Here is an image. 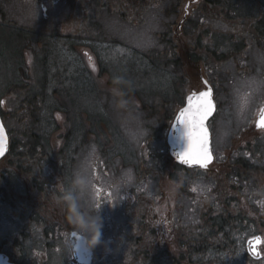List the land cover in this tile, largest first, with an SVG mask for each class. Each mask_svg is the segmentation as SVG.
Returning <instances> with one entry per match:
<instances>
[{"label":"flooded vegetation","instance_id":"obj_1","mask_svg":"<svg viewBox=\"0 0 264 264\" xmlns=\"http://www.w3.org/2000/svg\"><path fill=\"white\" fill-rule=\"evenodd\" d=\"M167 1L4 0V12L6 17L11 15L14 25H24L25 20L38 31V25L43 24L51 38L55 33L59 39L69 37L88 43L107 40L103 30L125 25L144 30L152 20L156 30L157 25L161 27V32L154 34L160 50L146 56L199 65L188 93L203 90L204 80L210 82L209 63L219 68L232 60L241 81L236 94L250 96L239 101L238 108L249 109L251 116L247 125L230 138L229 147L218 148V144L213 149L212 165L207 169L186 167L171 158L167 134L177 112L185 106V102L179 103L161 125L165 151L153 150L156 138L149 136L139 144L136 164L124 161L123 151L129 150L126 146L119 158L115 156L123 161L117 167V159L111 160V166L94 160L91 186L72 196H78L75 201L82 212L99 218L101 237L91 248L92 264H195V234L199 233L195 224H209L215 218L234 223L235 233L231 223L224 226L228 232L227 236L221 234L226 261L210 264H241L243 256L246 264H264V245L260 247V260L252 259L246 246L248 239L264 237V226L258 225L264 222V130L256 123L264 106V70H255L261 67L259 64L246 66V53L241 47L252 44L264 53V0ZM254 6L257 13L247 14ZM111 39L110 47L117 44L123 48L119 40ZM227 44L234 49L226 52ZM80 47L82 60L92 62L89 45ZM243 69L251 70L246 73ZM213 87L216 111L209 121L212 135L215 124H219L216 120L225 110ZM226 110L230 111L228 107ZM229 120L234 119L231 116ZM18 161L13 151L10 158L0 160V264H55L56 259L59 264H78L73 258L71 234L76 231L87 238L88 233L76 229L69 220V192L57 184H63V177L51 170L49 163L34 167L32 159L22 166ZM128 169L134 180L131 185L120 182L123 186L116 194L118 170ZM199 179L204 182H197ZM50 187L58 196L56 192L50 195ZM246 226L250 232L242 237L241 228Z\"/></svg>","mask_w":264,"mask_h":264},{"label":"rangeland","instance_id":"obj_2","mask_svg":"<svg viewBox=\"0 0 264 264\" xmlns=\"http://www.w3.org/2000/svg\"><path fill=\"white\" fill-rule=\"evenodd\" d=\"M167 2L170 3V0ZM5 7L4 0H0V98L7 100L5 105L8 104L11 110L8 112L15 113L11 120H7L8 128H16L14 134L17 141H32L33 145L39 141L50 155V160L56 159L54 164L58 173L62 174L63 185L69 192L67 199L69 194L79 192V188L74 187L77 176L87 175L86 170H90L91 175L92 157L95 160L102 159L103 163L106 161L111 166V160H116L117 155L119 158L122 147L126 146L129 150H122L124 161L136 164L135 154L139 144L147 141L149 136L156 138L153 150L157 153L165 151L162 140L164 132L161 130L164 122L150 108L160 104L171 114V109L176 104L175 109L179 103L185 102L193 80L187 81L182 63L164 61L165 56L159 58L145 55H149V51L160 50L156 47L159 44L154 36L161 32L160 25H157L156 30L150 20L143 26L144 30H135L136 27L127 25L121 29L103 30L102 36L107 40L96 39L91 43L69 37L62 40L55 33L53 38L49 37L43 24L38 25V31H34L25 20L22 21L25 22L24 25L10 23L11 15L5 16ZM253 8L247 14L253 16L257 13V8ZM149 11L158 12L156 9ZM111 38L119 40L117 43H122L123 48L117 44L110 47ZM75 45L79 47L76 48ZM85 45H89L93 55L92 62L82 60L80 46ZM233 47L227 44L226 52H230ZM241 47L246 53V66L259 64L261 67L255 70H264L263 49L259 48V51L252 44L249 48L246 45ZM209 67L218 101L224 104L225 109L216 120L219 124L214 127L212 146L216 150L218 144V148L229 147L230 138L247 125L251 111L238 108V103L250 96L236 94L241 81L232 60L219 68H214L213 63H209ZM247 70L251 69H243L242 72ZM23 83L31 86L28 92L15 88L23 86ZM20 105L24 108L19 112L17 110ZM227 107L230 111L226 110ZM231 107L234 108L233 112ZM28 114L33 115L29 118ZM19 116L22 120L31 119L26 126L30 132L27 136L19 133L21 130L26 131L20 127L17 120ZM231 116L234 119L232 122L229 120ZM88 129L91 130L89 143L85 136ZM111 146L117 147L109 150ZM63 147L65 150L61 153L60 149ZM122 162L117 159L116 167ZM42 164L45 165L44 160ZM122 171L118 170V175L116 174L119 184L125 173ZM105 181L106 179L102 182ZM197 182L203 183L204 180L199 179ZM123 184L117 187L116 194L120 193ZM76 197L78 196L74 198ZM198 225L195 227L196 232H200ZM241 231V236L244 237L250 229L246 226ZM218 232L219 230L213 234L217 235ZM213 256L209 259L213 260ZM220 259L223 260L224 257ZM59 262L58 259L55 260V264Z\"/></svg>","mask_w":264,"mask_h":264},{"label":"trees","instance_id":"obj_3","mask_svg":"<svg viewBox=\"0 0 264 264\" xmlns=\"http://www.w3.org/2000/svg\"><path fill=\"white\" fill-rule=\"evenodd\" d=\"M173 63H175V62H173ZM179 63H182V65L184 66V70H185L186 75H187V81L188 80L194 81L193 78H196V76H197L196 73H197V69H199V65L196 62H194V63H192V62H179ZM30 87L31 86L29 84L23 83V86L15 87V88H22L23 92H26V91L28 92L31 89ZM23 108L24 107H22L20 105V107L18 108V111L20 112ZM150 110L158 113L159 117L161 118V120L163 122H165V120L167 119L168 111L163 105H160V104L153 105L150 108ZM29 113H30V111H29ZM32 115L33 114H28V117L29 116L31 117ZM9 116L11 117V114ZM7 117L8 116H5V118H7ZM19 117H21V116H19ZM28 120L30 121L31 119H28ZM28 120L23 119V121H25L27 123L24 122L23 123L24 126L21 127V129H26V131L21 130L19 132L20 135H22V136H24V135L27 136L28 134H30V132L27 130V127H26L29 124ZM85 129H86V126H85ZM11 133H12V135L14 134V132H11ZM11 149L14 152V157H17L19 160L18 161L19 166H22L24 162H26L27 160H30V159L33 160L34 164L32 163V165L34 167H36L38 164H39V166H42V165H40L42 160H45L46 163H49V164H52L54 161V160H50V155L47 152H45L43 145L40 144L39 141H36L35 145H33L32 141H30L28 143L24 142V141L20 142V140L17 141V137L14 136L13 142L11 145ZM55 151H53V153H56ZM61 151H62L61 153H63V148L61 149ZM10 157H11V155L9 154L8 158H10ZM52 159H53V157H52ZM54 192L57 193V190H54L52 187H50V195L51 196L55 195ZM228 221L229 220L223 218V221L219 222V220L217 218H215L209 224H206V223H204V224L201 223L199 225L195 224V227L198 225V230L200 229L199 230L200 232L195 234V242H194L195 243L194 244V263L195 264H210L211 262L214 263L213 261L221 260L220 258L227 256V255H225V254H227V252H224L225 246L222 244V240H223L222 237L228 235L227 234L228 232H225L224 226L226 224L229 225L231 223L232 224V226L230 227L232 229L231 231L233 233H235L234 223H232V222L229 223ZM224 222H225V224H224ZM242 224H244V223H242ZM258 225L264 226V222H261ZM217 230H219V232L217 234L218 236L213 234V232H215ZM221 234H224V235L222 236ZM215 250H217V252ZM213 253L215 254L214 256H213ZM221 255H222V257H221ZM211 256H213L212 257L213 260L209 259V257H211ZM215 256L218 258L215 259L214 258ZM236 256H239V255H236ZM224 259L222 261H226ZM244 262H245V260L241 259V264H244Z\"/></svg>","mask_w":264,"mask_h":264},{"label":"snow or ice","instance_id":"obj_4","mask_svg":"<svg viewBox=\"0 0 264 264\" xmlns=\"http://www.w3.org/2000/svg\"><path fill=\"white\" fill-rule=\"evenodd\" d=\"M215 107L211 88L198 93L193 92L186 98V106L179 111L176 117L177 123L183 126L184 135L187 138L186 148L177 153L182 163L207 168L213 161L206 121L214 113ZM258 126L264 128V115H261ZM6 146V136L3 135V128L0 126V154L6 150ZM249 243L250 253L257 257L262 255L260 247L264 245V237L254 236Z\"/></svg>","mask_w":264,"mask_h":264},{"label":"water","instance_id":"obj_5","mask_svg":"<svg viewBox=\"0 0 264 264\" xmlns=\"http://www.w3.org/2000/svg\"><path fill=\"white\" fill-rule=\"evenodd\" d=\"M206 85H207V88L204 90H207L208 88L212 89V87L208 84L207 81H206ZM212 92H213V89H212ZM191 94L192 93H190L189 95H191ZM213 100H214V97H213ZM214 103H215V100H214ZM213 114L209 117V119L213 116ZM261 115H264V108L262 109L261 113L259 114V117H258L259 119H260ZM259 119H258V121H259ZM208 120L206 121L207 127H208ZM0 126H2V128H3V135L6 136V142H7L6 150L2 154H0V158H1L7 152L8 145H9L8 134H7V131H6L5 126L3 124V121L1 119V116H0ZM208 130H209L210 143H211V132H210L209 127H208ZM168 144L170 146V153H171L172 157L178 163L186 165V164L182 163L181 161H179V159L177 157V153L183 151L186 148L187 138L184 135L183 126L178 124L176 119L174 120V122L170 128L169 134H168ZM187 166H190V165H187ZM191 166L199 167V166H195V165H191ZM85 241H86V239L83 236L78 235L77 233H73V235H72V248H73L75 259L78 261L79 264H91L92 251H91V249L84 246ZM250 241H251V239H249L247 242L248 251L250 248V243H249ZM249 253H250V251H249ZM250 254L253 258L258 259L260 257V256L259 257L254 256L252 253H250Z\"/></svg>","mask_w":264,"mask_h":264},{"label":"clouds","instance_id":"obj_6","mask_svg":"<svg viewBox=\"0 0 264 264\" xmlns=\"http://www.w3.org/2000/svg\"><path fill=\"white\" fill-rule=\"evenodd\" d=\"M91 177L88 175H78L74 187L81 190H87L91 186ZM134 176L131 169L123 173L121 182L126 185H131ZM68 203L71 206L68 211V217L72 225L76 229L88 233V237L84 246L91 249L100 242L101 225L98 217H92L81 211L79 205L76 203L75 198L69 194Z\"/></svg>","mask_w":264,"mask_h":264}]
</instances>
